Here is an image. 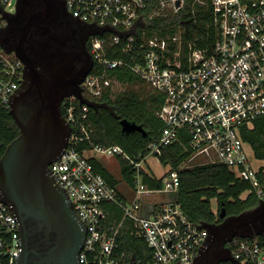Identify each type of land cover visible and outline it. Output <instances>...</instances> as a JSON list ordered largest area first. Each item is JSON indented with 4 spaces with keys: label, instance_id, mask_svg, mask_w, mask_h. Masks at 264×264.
I'll use <instances>...</instances> for the list:
<instances>
[{
    "label": "built area",
    "instance_id": "2783aa9c",
    "mask_svg": "<svg viewBox=\"0 0 264 264\" xmlns=\"http://www.w3.org/2000/svg\"><path fill=\"white\" fill-rule=\"evenodd\" d=\"M61 1L72 19L89 28L92 64L81 85L85 102L66 97L63 117L71 133L48 165L85 229L78 264H129L131 259L132 264H192L208 234L171 197L179 187L178 171L163 165L160 156L179 143L186 154L179 170L223 165L264 199L257 178L263 165L254 167L252 147L242 137L243 129L264 115V1L213 0L212 8H184L185 0ZM17 2L0 0V38ZM124 72L162 96L156 113L163 123L159 139L134 156L117 145L92 144L85 124L86 102L99 98L105 79L110 88L121 84L116 76ZM23 80L22 62L0 39V105L9 109ZM84 141L88 146L81 147ZM99 157L117 160L120 181L96 172L92 160ZM149 160L166 170L157 176ZM120 162L129 166L130 178L122 175ZM148 179L158 185L150 186ZM125 235L141 240L147 250L135 257L120 249ZM225 246L234 262L218 264H264V232L234 237ZM20 253L18 222L0 201V264H17Z\"/></svg>",
    "mask_w": 264,
    "mask_h": 264
},
{
    "label": "water",
    "instance_id": "95a60500",
    "mask_svg": "<svg viewBox=\"0 0 264 264\" xmlns=\"http://www.w3.org/2000/svg\"><path fill=\"white\" fill-rule=\"evenodd\" d=\"M43 1L45 8L28 19L15 46H11L5 39L1 41L5 48L14 51L22 62L24 80L12 95L8 109L19 129V135L9 143L0 157V201L10 207L18 222L21 253L17 264H24L25 261L24 240L28 220L40 221L46 230L55 231L60 238V247L69 242L75 243L72 258L75 264H78V252L83 243L85 229L79 223L66 195L51 178L48 165L66 147L71 133V126L59 109L61 99L65 95H75L80 103L85 101L79 89L66 93L67 85H71V82L65 81L64 72L59 67L51 66L48 77L37 75L34 62L24 51L23 44L29 29L47 21L52 14L54 1ZM176 4L178 5L179 1ZM13 18L9 19L8 23L15 19ZM91 68L90 63L73 84L78 86ZM34 81H37L42 89L39 95L41 104L35 110H25L23 100ZM119 123L123 132H139L145 136L140 125L125 119ZM218 213L222 219L220 224L201 225L208 235L192 264H218L226 260L234 262L225 244L234 237L243 238L264 232V199L260 200L255 208L238 215L227 216L223 204ZM132 261L133 259L129 264H132Z\"/></svg>",
    "mask_w": 264,
    "mask_h": 264
},
{
    "label": "trees",
    "instance_id": "16d2710c",
    "mask_svg": "<svg viewBox=\"0 0 264 264\" xmlns=\"http://www.w3.org/2000/svg\"><path fill=\"white\" fill-rule=\"evenodd\" d=\"M212 1L185 0L184 8H212ZM252 1L264 0H241L244 4H250ZM116 79L121 84L140 85L138 92L116 94L112 98L111 80L105 79L99 98L86 102L87 120L85 124L89 125L91 129L90 141L92 144L117 145L132 156L145 153L147 145L159 139L163 128L162 121L156 115L162 103V96L151 92L128 72L118 73ZM80 111L81 106L76 102L75 115L78 116ZM122 119L140 125L145 136L139 132H123L119 123ZM18 135L19 129L8 109L0 105V157L9 143ZM242 137L251 145L254 158L264 160V115L258 117L251 127L244 128ZM80 146H88V141H84ZM185 158L186 154L183 152L182 146L175 143L163 149L160 161L163 165H169L178 171L179 187L171 197L193 222L210 224L219 221L218 212L221 204L224 205L228 216L238 215L258 205V197L250 184L236 178L227 167L219 164H207L179 170L178 166ZM92 164L101 176L111 182H116L100 161L92 160ZM120 165L122 175L130 178L129 166L124 162H120ZM257 178L261 187L264 188V166L260 167ZM148 182L150 186L158 185V183L150 182L149 179ZM244 192L248 193L245 198H241L240 196ZM213 199L216 202V212L211 207ZM119 247L134 254L135 257L141 251L147 250L141 240L129 235L120 238Z\"/></svg>",
    "mask_w": 264,
    "mask_h": 264
},
{
    "label": "flooded vegetation",
    "instance_id": "af4514ba",
    "mask_svg": "<svg viewBox=\"0 0 264 264\" xmlns=\"http://www.w3.org/2000/svg\"><path fill=\"white\" fill-rule=\"evenodd\" d=\"M53 1L51 16L47 21L29 29L23 48L28 58L34 62L37 75L48 77L51 66L59 67L64 72L65 81L71 82V85H67L66 93L76 89L81 92L83 81L78 86L73 82L80 78L81 72L90 64L87 49L89 28L72 19L66 13L61 0ZM44 8L43 0H18L15 19L12 17L14 20L8 23L0 38L1 41L5 39L11 46H15L28 19L33 14L42 12ZM41 91L40 84L34 81L23 100L25 110H35L40 107ZM67 96L65 95L60 102L59 109L62 115ZM221 222L222 219L211 224L217 225ZM59 242L58 234L46 230L42 222L26 221L24 264H75L72 258L75 243L69 242L66 246L60 247Z\"/></svg>",
    "mask_w": 264,
    "mask_h": 264
},
{
    "label": "rangeland",
    "instance_id": "374dc122",
    "mask_svg": "<svg viewBox=\"0 0 264 264\" xmlns=\"http://www.w3.org/2000/svg\"><path fill=\"white\" fill-rule=\"evenodd\" d=\"M144 87L148 88L145 84H142ZM140 86V85H139ZM138 85H126V84H114L111 88L112 98L116 94H122V93H130V92H136L138 90ZM138 92V91H137ZM100 163L112 174L114 177H116L117 181H120V174L118 169V163L117 160L114 158H107V157H99ZM252 163L254 167H259L260 165L264 166V160H257L253 159ZM149 167L150 169L159 176L163 171L166 170V168H159V165L154 160H149ZM193 162L188 163V166L193 165ZM193 166H190L189 168H192ZM246 193H243L240 197L245 198ZM211 207L213 210H216V202L215 200H211Z\"/></svg>",
    "mask_w": 264,
    "mask_h": 264
},
{
    "label": "crops",
    "instance_id": "0c3cea01",
    "mask_svg": "<svg viewBox=\"0 0 264 264\" xmlns=\"http://www.w3.org/2000/svg\"><path fill=\"white\" fill-rule=\"evenodd\" d=\"M99 161V159H97Z\"/></svg>",
    "mask_w": 264,
    "mask_h": 264
}]
</instances>
